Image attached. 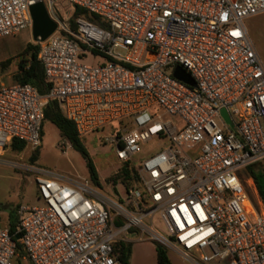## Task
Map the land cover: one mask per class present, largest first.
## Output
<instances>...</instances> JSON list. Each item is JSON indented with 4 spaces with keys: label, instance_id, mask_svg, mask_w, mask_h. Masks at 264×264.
<instances>
[{
    "label": "built area",
    "instance_id": "1",
    "mask_svg": "<svg viewBox=\"0 0 264 264\" xmlns=\"http://www.w3.org/2000/svg\"><path fill=\"white\" fill-rule=\"evenodd\" d=\"M65 1L104 18L108 29L82 17L74 28L54 19L57 29L36 42L45 94L5 84L0 67V163L13 139L29 151L40 147L43 108L56 101L81 137L116 124L109 145L120 164L136 169L142 189L117 201L8 162L34 174L43 205L17 209L20 252L0 227V264H122L119 244L154 214L167 235L146 231L188 264H264V207L252 198L253 179L240 175L264 159V65L244 24L264 12V0ZM32 4L0 0V37L32 27ZM92 55L104 61L83 62ZM176 67L195 85L176 78ZM153 137L168 147L134 166L132 157Z\"/></svg>",
    "mask_w": 264,
    "mask_h": 264
},
{
    "label": "rangeland",
    "instance_id": "2",
    "mask_svg": "<svg viewBox=\"0 0 264 264\" xmlns=\"http://www.w3.org/2000/svg\"><path fill=\"white\" fill-rule=\"evenodd\" d=\"M43 2L51 18L63 22L71 28L75 27V20L73 26L71 23L72 9L68 2L65 0H60L53 4H49L46 0H43ZM78 17H82L108 29L106 20L98 15L85 11ZM244 24L248 37L264 65V12L247 17L244 20ZM36 42L32 37L31 27L0 37V67L4 74L5 84L13 82V75L17 71L18 61L24 57L22 54L26 45L29 43L36 44ZM117 52L123 53L121 49L117 50ZM145 57L149 58L150 56L146 54ZM103 61L104 58L101 56L92 55L83 62L89 65H97ZM158 111L161 113L160 109ZM163 118L164 120H171L174 123L180 122L176 117L164 116ZM114 126L116 124L89 132L81 138L95 166L100 183L99 186H96L91 181L84 158L71 146H66L65 139L61 137L58 128L49 121L43 122L41 145L39 147L38 158L35 162H31L29 159L33 151L26 149L22 152H16L12 151L9 146H6L1 155L6 163H0V207L3 208L5 206L9 209H15V205L29 207L43 205L37 194L34 174L31 171L10 167L6 165L8 162L40 167L54 174L61 175L63 178L79 183H86L100 193L117 201L123 200L126 196V189L121 178L117 182L112 180V177L121 167L120 162L115 157V147L109 145L108 142V138L112 134V127ZM166 147H168V143L165 140L153 137L142 144L141 151L132 157L131 162L134 166H138L144 160ZM258 168L264 173V159L258 163ZM240 175L244 178L250 176L248 168L240 171ZM252 198L256 200L255 194H253ZM140 204L142 209L148 207L146 201L144 204L141 202ZM142 224L145 230L132 229L126 239V242L130 244L128 264H157L155 243H161L147 232L146 228L151 227L157 234L165 237L167 234L164 225L156 214L152 217L146 216L142 218ZM138 236L141 237L140 240H136ZM165 248L172 264H188L176 250L166 246ZM18 264L30 263L26 259H18Z\"/></svg>",
    "mask_w": 264,
    "mask_h": 264
},
{
    "label": "trees",
    "instance_id": "3",
    "mask_svg": "<svg viewBox=\"0 0 264 264\" xmlns=\"http://www.w3.org/2000/svg\"><path fill=\"white\" fill-rule=\"evenodd\" d=\"M84 12L85 10L80 7H74L71 10L72 26L74 20ZM38 51H39L38 43L36 44L29 43L26 45L24 52L22 54L24 57L23 59H20L18 61L17 71L13 76V81L21 84H30L34 86L40 94H45L49 89V84L45 79L43 66L37 57ZM43 113H44L43 122L49 121L52 124H54L58 128L61 137L68 140L70 142L71 147L80 153V155L84 158L86 162V167L91 181L96 186H99L100 183L97 177L95 166L81 139L82 137L77 133L73 122L71 120L66 119L62 115L56 101L48 102L43 108ZM115 128L116 126L112 127V131ZM42 134L43 133L41 129V136ZM8 146L12 151H16V152H22L28 149V146L25 142L17 139H13ZM38 154H39V147L31 153L29 157L30 161L35 162L38 158ZM248 172L250 177L253 179L258 195L264 207V173L261 169L258 168V163L249 166ZM120 178L126 190L134 187L142 189V185L140 183L136 169L130 166L128 162H124L121 164L119 171L112 177V180L114 182H117V180ZM9 231L11 236L15 238L14 236L15 233L17 232L16 226L14 225L13 227H11ZM16 243H17V250L20 252L21 246L18 240H16ZM118 253L122 264H128L129 255H130V244L128 242H121L118 247ZM155 253H156L157 264H172L170 259L168 258L166 248L164 245L155 243Z\"/></svg>",
    "mask_w": 264,
    "mask_h": 264
},
{
    "label": "water",
    "instance_id": "4",
    "mask_svg": "<svg viewBox=\"0 0 264 264\" xmlns=\"http://www.w3.org/2000/svg\"><path fill=\"white\" fill-rule=\"evenodd\" d=\"M30 15L32 18L31 30L34 40H45L57 29V22L50 17L43 0H33V4L30 6ZM173 75L191 86L195 85L189 75L180 67L175 68ZM222 114L228 120L225 110H222ZM14 237L18 240L20 234L15 233Z\"/></svg>",
    "mask_w": 264,
    "mask_h": 264
},
{
    "label": "crops",
    "instance_id": "5",
    "mask_svg": "<svg viewBox=\"0 0 264 264\" xmlns=\"http://www.w3.org/2000/svg\"><path fill=\"white\" fill-rule=\"evenodd\" d=\"M255 196L257 200L261 202L256 187H255ZM19 206L21 205H17V206L15 205V209H9L8 207L5 206H3V208L0 207V227L10 229L15 225L17 228V223H18L17 209Z\"/></svg>",
    "mask_w": 264,
    "mask_h": 264
}]
</instances>
